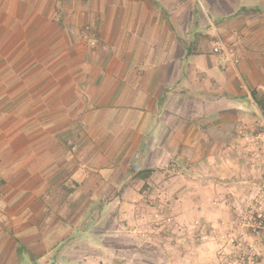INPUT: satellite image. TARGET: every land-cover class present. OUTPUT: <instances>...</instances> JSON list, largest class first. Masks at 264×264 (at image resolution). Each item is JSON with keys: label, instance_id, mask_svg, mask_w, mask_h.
<instances>
[{"label": "crops", "instance_id": "0c3cea01", "mask_svg": "<svg viewBox=\"0 0 264 264\" xmlns=\"http://www.w3.org/2000/svg\"><path fill=\"white\" fill-rule=\"evenodd\" d=\"M252 89L264 0H0V264L51 218L60 237L73 206L99 208L101 236L149 264H222L256 177L230 148L263 118ZM154 215L173 232L146 249ZM108 243L106 260L125 254Z\"/></svg>", "mask_w": 264, "mask_h": 264}, {"label": "rangeland", "instance_id": "374dc122", "mask_svg": "<svg viewBox=\"0 0 264 264\" xmlns=\"http://www.w3.org/2000/svg\"><path fill=\"white\" fill-rule=\"evenodd\" d=\"M223 43L227 45V47H232L229 41H223ZM234 51L236 54L235 49ZM219 52L224 51L220 50ZM260 121L261 117L258 120H255L252 125L246 127V131H249L250 129L255 127L256 123ZM239 130L237 131L236 135L238 134ZM248 182L249 184H251L250 180ZM244 198L245 196L237 201H240ZM48 210L49 209L45 210L46 213H48ZM107 211L109 212V210H106L105 215L108 214ZM111 212L112 211H110L109 213ZM234 215L235 213L233 211L232 221L234 220ZM48 217L49 215L46 216V218ZM152 217L153 218L151 219L150 226L151 228H144V226H142L143 232H150V234H152V237L146 238V241L144 243L140 241L142 243V247H146V249H149V244L151 242L165 245V243L163 244V239L156 241L155 239L158 238L156 236L161 235L162 237H164V235L173 232L172 228L169 227L173 224L170 221H167L169 218L165 216L159 217L158 215H154ZM100 218L99 208L96 207L77 208L73 206L69 207L68 210L62 208L60 214V237H56L57 234L53 232L54 224H52V218L48 221V223L44 224L43 227L42 225H39L38 231L30 234L31 236H29L28 247L24 246L22 250L18 251V260L23 261L19 262V264H115L114 260H119V264H133V260L135 259H138L137 263L140 262L139 264H149L148 254H142L138 258H136L137 254L132 253L133 250H136L134 249L135 247L132 244L133 242H131L132 240L127 239L125 241H106L101 236L102 225L98 222ZM232 221L223 231L225 235L229 232H246V229L242 227H234ZM70 229H72V232L70 231ZM37 235L38 237H42V240L36 239ZM220 241V244H225V246H223L224 248L227 247L228 243H231L229 240H227V237H225V242H223L221 239ZM106 243H113L116 246L120 244L119 247L124 246L125 254L120 256L119 258H116L117 256L112 255L108 257V260H106V252L102 251V245ZM231 248L228 247L227 249L229 250ZM255 261V263L257 264L259 262L261 264H264V253H261L259 256H257Z\"/></svg>", "mask_w": 264, "mask_h": 264}, {"label": "built area", "instance_id": "2783aa9c", "mask_svg": "<svg viewBox=\"0 0 264 264\" xmlns=\"http://www.w3.org/2000/svg\"><path fill=\"white\" fill-rule=\"evenodd\" d=\"M71 1L76 3L84 0ZM85 29L91 31L88 25ZM220 50L224 51L233 65L237 64L234 48L227 47L219 40L213 51ZM230 148L239 153L256 177L248 195L233 204L234 227H242L246 232L221 234L220 239L225 242L227 237L232 248L228 250L222 243L219 257L222 264H257L256 257L264 253V118L249 131L240 129Z\"/></svg>", "mask_w": 264, "mask_h": 264}, {"label": "trees", "instance_id": "16d2710c", "mask_svg": "<svg viewBox=\"0 0 264 264\" xmlns=\"http://www.w3.org/2000/svg\"><path fill=\"white\" fill-rule=\"evenodd\" d=\"M251 94H252V97H253L257 107L260 110L262 117L264 118V94L258 92L256 89H252ZM150 172H151L150 169H147L146 171H144V173H146V174H148Z\"/></svg>", "mask_w": 264, "mask_h": 264}]
</instances>
